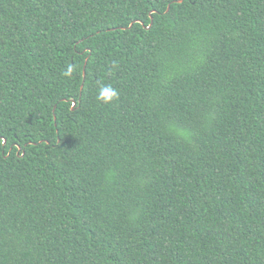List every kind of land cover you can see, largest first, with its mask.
<instances>
[{
    "label": "trees",
    "instance_id": "obj_1",
    "mask_svg": "<svg viewBox=\"0 0 264 264\" xmlns=\"http://www.w3.org/2000/svg\"><path fill=\"white\" fill-rule=\"evenodd\" d=\"M179 1L0 0V264H264V0Z\"/></svg>",
    "mask_w": 264,
    "mask_h": 264
},
{
    "label": "clouds",
    "instance_id": "obj_2",
    "mask_svg": "<svg viewBox=\"0 0 264 264\" xmlns=\"http://www.w3.org/2000/svg\"><path fill=\"white\" fill-rule=\"evenodd\" d=\"M113 67H116L115 63L113 64ZM72 71V67L68 66L67 70L63 73V75L70 76ZM96 98L99 102L103 103L104 105H110L119 100L120 93L118 89L112 87L111 85H107L99 90Z\"/></svg>",
    "mask_w": 264,
    "mask_h": 264
},
{
    "label": "water",
    "instance_id": "obj_3",
    "mask_svg": "<svg viewBox=\"0 0 264 264\" xmlns=\"http://www.w3.org/2000/svg\"><path fill=\"white\" fill-rule=\"evenodd\" d=\"M179 2H183V0H180ZM170 11V7H169V9H168V12Z\"/></svg>",
    "mask_w": 264,
    "mask_h": 264
}]
</instances>
